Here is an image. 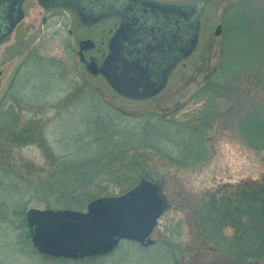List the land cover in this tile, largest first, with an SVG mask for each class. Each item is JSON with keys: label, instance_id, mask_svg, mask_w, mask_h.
Here are the masks:
<instances>
[{"label": "rangeland", "instance_id": "obj_1", "mask_svg": "<svg viewBox=\"0 0 264 264\" xmlns=\"http://www.w3.org/2000/svg\"><path fill=\"white\" fill-rule=\"evenodd\" d=\"M236 2L225 16L227 30L224 34L223 10ZM24 11L25 18L0 45V108L18 112V127L32 118L41 124L38 133L47 140L54 153L73 152L82 157L107 146L110 128L104 133L99 130L108 127V112L124 113L116 118L125 128L142 124L146 115L166 114L165 122L148 125L140 139L128 136L122 129L119 134L122 136L120 145L142 139L153 143L159 142L160 138L171 139L158 144L170 153V160L157 154H151L147 160V175L162 183V193L168 202L159 226L151 235L154 240L160 239L163 227L178 221L181 222L183 240H189L194 228L186 211L206 191L222 187L233 190L237 183L264 178V150L250 146L236 128L240 116L237 104L240 102L248 108L263 100V94L251 83L244 82L233 90L229 102L220 101L210 129H199L202 142L193 130L178 126L185 119L193 121L197 117L203 100L193 95L204 85L207 76L221 73V69L226 76L237 75L247 67L257 66L259 58L264 60V0L210 1L201 17L197 50L173 71L167 87L158 96L144 102L120 97L103 78H93L82 70L72 48L76 49L77 39L84 34L75 26L77 20L73 14L59 9L46 12L35 2H29ZM44 16H47V22L42 27ZM218 24L222 29L216 36L214 29ZM68 29L73 30L72 35L68 34ZM222 43L224 55L220 69ZM154 120L157 118L151 119ZM169 120L174 121L173 124H169ZM89 133L94 138L88 136ZM9 148L11 160L18 164L13 168L7 162L9 172L4 181L0 180V192L3 191V199L8 200V204L13 203L11 209L17 210L22 208L24 198L25 201L28 199V196L22 197L28 190V174L22 168L24 178L18 180L11 172H18L20 162L26 165L30 160L41 164L45 159L36 143L11 144ZM201 148L204 150L202 159L189 162L199 156ZM31 207L42 209L45 204L32 200L25 205V212ZM232 232L230 228L224 230L227 235ZM17 234L15 227L0 223V264H78L61 263L29 250L23 252L16 244ZM133 252L124 262L121 261L124 253L120 252L118 259L86 264H161L162 259L154 252L145 253L144 257Z\"/></svg>", "mask_w": 264, "mask_h": 264}, {"label": "trees", "instance_id": "obj_2", "mask_svg": "<svg viewBox=\"0 0 264 264\" xmlns=\"http://www.w3.org/2000/svg\"><path fill=\"white\" fill-rule=\"evenodd\" d=\"M171 1L188 3L196 0ZM238 2L223 10L221 21L224 34L227 30L225 16ZM223 55L222 43L219 49L220 69ZM244 82L251 83L253 88L261 92L263 100L248 108L240 102L237 104L239 107L237 112L240 116L237 118L236 128L241 138L250 146L264 150V60L260 58L257 66L247 67L237 75L226 76L221 69V73L207 76L204 85L193 95L194 98L203 100L197 117L193 121L189 118L185 119L178 126L193 130L202 142L200 127L203 130L210 129V124L220 107V101L229 102L230 95H233L232 91ZM108 114L109 117L106 118L108 127L99 130L104 133L110 128L107 146L96 153L77 157L73 152L54 153L48 146L47 140L38 133L41 131V124L31 118L18 127V112L15 109L0 108V180L4 181L7 178L6 173L9 172L7 162L13 165V168L18 164L11 160L12 154L9 153L11 144L17 146L36 143L42 149V156L45 159L41 164L30 160L26 165L20 162L18 172H11V175L18 180L24 178L22 168L28 174V190L23 191L22 195V197L28 196V199L25 201L24 198L22 208L11 209L13 203L8 204V200L3 199V191L0 192V223L15 227L19 233L16 244L23 252L29 250L37 253L31 245L24 220L25 205L32 200L43 202L45 208L80 210L94 198L113 196L132 188L144 174H147V160L151 154L171 159L168 151L158 147L161 142L171 141L168 137L160 138L159 142L155 143L145 142L142 139L134 143L128 141L119 144L122 141V136L119 135L121 129L126 130L128 136L140 139L144 136V129L148 125L165 122L166 114L146 115L142 124L131 128L122 127L117 123L116 115L124 113L113 110ZM152 118L157 120L151 121ZM169 121V124L174 122ZM175 122L178 123L176 120ZM89 135L93 137V134L89 133ZM203 155L204 150L201 148L199 156L189 162L195 163L201 160ZM186 212L194 228L189 240H183L180 231L181 222L178 221L174 225L163 227L160 239L155 240V243L148 247L122 241L125 244H119L112 252L105 255L78 260L46 258L61 263L86 264L97 260L115 259L122 252L124 257L121 261L124 262L133 250L136 256L143 257L145 253L154 252L162 259L161 264H264V178L237 183L233 190L222 187L218 190L206 191L203 197L195 201L193 206L190 205ZM227 228L233 230L230 235L224 233ZM126 264L131 263L126 262Z\"/></svg>", "mask_w": 264, "mask_h": 264}, {"label": "water", "instance_id": "obj_3", "mask_svg": "<svg viewBox=\"0 0 264 264\" xmlns=\"http://www.w3.org/2000/svg\"><path fill=\"white\" fill-rule=\"evenodd\" d=\"M48 6L47 0H37ZM68 8L78 14L81 23L88 25L86 8L79 6L81 0H67ZM130 4L114 15L121 24L114 32L112 46L98 72L120 96L130 100L150 98L167 84L169 72L181 60L194 52L199 38L200 16L211 0H198L188 4H172L156 0H125ZM24 0H0V43L10 36L13 28L24 17ZM139 4L142 13H151L172 19L176 28L171 31V60L161 69L144 65L145 57L127 58L121 42L130 33L126 28L137 25L141 16L134 14L132 5ZM84 8V9H83ZM129 13H133L130 17ZM182 22L187 23L186 26ZM138 32V29L135 33ZM217 25L214 35L218 36ZM119 40L121 42H119ZM85 42V41H81ZM135 51H130L132 55ZM161 55L164 51L160 52ZM169 55V54H168ZM157 67V69H156ZM157 74L151 79L152 74ZM168 208L161 184L144 175L131 189L114 196L95 198L84 210L28 208L24 214L32 246L42 255L65 259H82L111 252L121 240H129L147 247L154 244L151 235L162 214Z\"/></svg>", "mask_w": 264, "mask_h": 264}, {"label": "flooded vegetation", "instance_id": "obj_4", "mask_svg": "<svg viewBox=\"0 0 264 264\" xmlns=\"http://www.w3.org/2000/svg\"><path fill=\"white\" fill-rule=\"evenodd\" d=\"M29 2H35L39 4L44 10H46V12L59 9L66 10L70 14H73V16L77 20L75 26L80 33L83 32L84 34L83 37H79L77 39L76 49L72 48L73 52L77 56L78 65L84 72L91 75L93 78H103V76L98 72V69L102 65L104 59L108 56L110 46H112L114 32L120 26L122 21L120 17L114 14L116 11H119L122 8L128 6L130 4V1L81 0L79 6L87 7L85 12L89 14L87 17V19L89 20L88 25L81 23L80 18L74 9L67 7V0H47L49 4L48 6L42 5L37 0H24L21 8L24 12V18V8H26V5ZM141 8L142 7L139 4L135 3V5H132L131 9L133 10L134 14L137 16H141L139 19V23L137 25H133L130 20L127 21L131 25L126 28V31L130 33L125 37L123 42H121L120 40L119 42H121L122 50L124 51V53H126L127 58L135 59V54L136 52H138L139 57H145L146 62L143 63L144 65H149L150 68H153L155 70V63L159 62L161 65L158 67V69H161L171 60L170 49L173 46V40L170 37V33L176 28V25L170 18L165 19L164 17H159L149 12L142 13ZM132 15L133 13H129L130 17ZM46 17L47 16H44L42 19V27L47 22ZM22 20L20 21V23L22 22ZM20 23L18 22L15 28H17ZM182 24L184 26L187 25V23L185 22H182ZM15 28L13 29L12 34L14 33ZM137 29L138 32L135 33ZM68 34L72 35L73 30L68 29ZM6 40L1 42L0 45L3 44ZM130 51L135 52L130 55ZM161 51H164L163 55H161ZM183 62L184 60L179 61L177 65L169 72L166 86L168 85L173 71L180 64L182 65ZM156 77L157 74L153 73L151 79L153 80ZM159 93L150 98L140 100L139 102L149 101Z\"/></svg>", "mask_w": 264, "mask_h": 264}]
</instances>
